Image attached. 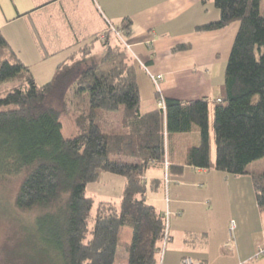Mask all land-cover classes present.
<instances>
[{
  "label": "trees",
  "instance_id": "16d2710c",
  "mask_svg": "<svg viewBox=\"0 0 264 264\" xmlns=\"http://www.w3.org/2000/svg\"><path fill=\"white\" fill-rule=\"evenodd\" d=\"M212 1L220 18L199 31L240 22L225 70L223 98L213 103L214 162L211 103L165 99V113L158 109L142 115L136 70L140 64L123 56L118 36L114 45L106 43L100 61L73 59L40 86L0 31V88L8 87L0 90V183L19 182L14 208L37 213L29 228L60 264H116L121 246L128 264H160L167 220L147 202L146 173L160 166L168 177L180 175L183 166L167 161V137L190 133L195 126L200 144L189 150L186 165L250 175L264 212V172L248 171L264 158V0ZM122 29L129 30L130 24L125 22ZM57 102L65 112L72 105L79 107L73 138L63 136ZM121 108L123 131L105 133L110 115ZM100 173L125 178L119 203L103 201L95 208L87 187L99 181ZM125 230L131 231L129 243L122 242Z\"/></svg>",
  "mask_w": 264,
  "mask_h": 264
},
{
  "label": "crops",
  "instance_id": "0c3cea01",
  "mask_svg": "<svg viewBox=\"0 0 264 264\" xmlns=\"http://www.w3.org/2000/svg\"><path fill=\"white\" fill-rule=\"evenodd\" d=\"M13 2L15 11L6 12L4 6L0 9V31L31 72L40 66L38 76L44 82L39 84L52 81L58 67L73 59H102L106 43L113 44L112 38L118 40L114 30H120L131 46L126 47L128 58L138 65L140 61L148 63V71L140 64L142 71L137 72L142 115L158 110L151 75L163 76L161 87L166 99L212 103L223 98L224 65L216 59L210 63L207 57L216 45L210 39L223 32L197 29L219 20L220 15L214 10L215 19L211 21L203 0ZM125 22L130 24L129 30L122 29ZM139 25L146 28H135ZM196 49L197 57L186 54ZM94 53L97 56L93 57ZM29 58L35 59L28 64ZM198 141L196 138L187 148V154ZM173 143L170 140L167 161L172 166H183L182 173H170L167 182L166 170L153 166L145 177L149 186L146 199L153 194L160 196L154 195L153 203L147 202L167 220L169 242L162 264H181L184 257L200 264H264V254H259L264 246V212L257 204L252 177L189 167L186 155L177 157L171 149ZM215 156H211L213 162ZM100 181L104 183L103 173Z\"/></svg>",
  "mask_w": 264,
  "mask_h": 264
},
{
  "label": "rangeland",
  "instance_id": "374dc122",
  "mask_svg": "<svg viewBox=\"0 0 264 264\" xmlns=\"http://www.w3.org/2000/svg\"><path fill=\"white\" fill-rule=\"evenodd\" d=\"M13 1L15 0H0V9L2 6H4L6 12L11 13L12 11H15ZM204 10L206 11L205 14L208 15L211 21L215 19L213 18L214 10H217L219 12V15L221 14L220 10L217 9L215 3L212 0H209L207 4L204 5ZM263 11H264V1L261 5V12ZM1 15L2 13H0V18H2ZM143 25H139L135 28H146ZM239 28H240V22H233L226 28L217 30L218 32H223V33H220V35H217L216 37L210 39V41L214 42L216 45H214L213 48H211L210 55L207 57L209 58L210 63H213L214 59H216L215 61H218V64L224 65V68H222L223 81L225 77V70L228 65L231 51L235 39L237 37ZM124 37L125 39L127 38V36L125 35ZM112 42L113 44H115L116 41L114 38H112ZM124 48L125 51H122L123 56L129 57V53H128L129 50L126 49L125 46ZM197 52L198 49H196V51L191 50L189 52H186V54H189V56L192 57L195 56ZM18 54L20 55V53ZM95 56H97V53L93 54V57ZM30 59L32 61V59L35 58H29L28 64L32 63L30 62ZM94 59L97 61L101 60V59L98 60L96 58ZM220 65L217 66L218 67L216 73L217 76H219L221 72ZM39 67L40 66H35L32 68L33 71L32 73L35 74V77H38L37 78L38 80L36 81L38 84L41 81L44 82L42 76L40 77L38 76ZM137 69H138L137 72L142 71L140 66H137ZM45 84L46 82L40 83L39 85L43 86ZM6 89H8V87L6 86L0 88L1 91ZM157 99L159 100L158 94H157ZM213 103L214 102L211 103L210 120H209L210 133H211V156L216 154V147L214 143V132H213ZM55 106L57 109L61 108V105L58 102L56 103ZM83 107H86V104H82L81 108ZM69 108H70V112H65L62 110V108L60 110L61 122L63 124L62 133L64 138L66 139L73 138L78 133V130L74 123V117L78 114L77 109L79 107H77V105H72ZM123 110L124 108H121V111L112 113L110 115L109 119L111 121V125L105 129V133H117L123 131V127H122ZM172 136L173 139L171 138ZM196 138L199 139L198 143L200 144V132L197 126H195L193 131L190 133H170L169 138L167 137V153L169 150L170 140H171V142H174L173 145L171 146V149L173 148L176 156L183 157L184 155H186V157H188L187 148H189L190 145H193V143H195ZM248 171L257 174L263 173L264 158L249 165ZM149 173L150 172L148 171L146 175L148 176ZM103 178H104L103 184L101 183V181L100 182L98 181L96 183L90 184L87 187V195L95 199V208L98 206L100 202L103 201L119 203L121 201L124 187L126 184L125 178L121 176L113 175L111 173H103ZM18 184L19 182L15 180L0 183V264H60L55 252L52 249L49 250V248L47 247L46 248L41 247L38 244V234L34 233L33 231L34 229L29 228L33 225V221L35 220L37 213H19L14 208V199L16 192L18 190ZM167 192L168 190H166V194ZM154 195L155 194L148 196L147 198L148 202L153 203L151 202V198H153ZM155 196L160 198L159 195H155ZM130 234H131L130 230H125L123 234L122 242L129 243L131 240ZM158 258L160 260V264H162L161 255ZM116 264H128L127 254L122 246L119 247L118 249Z\"/></svg>",
  "mask_w": 264,
  "mask_h": 264
},
{
  "label": "built area",
  "instance_id": "2783aa9c",
  "mask_svg": "<svg viewBox=\"0 0 264 264\" xmlns=\"http://www.w3.org/2000/svg\"><path fill=\"white\" fill-rule=\"evenodd\" d=\"M116 35L122 40V43L125 47L131 49V46L127 43V41L123 38L122 36V32H120V30H114ZM140 64L143 68H145L147 71H148V66L141 62L140 61ZM151 78H152V81L153 83L155 84L156 86V89H157V94L159 96V100H158V108L159 110H162L164 113L166 112V101H165V98L163 96V92L161 90V83H162V80H163V76L162 75H151ZM220 101V100H219ZM167 168H168V165H167ZM168 170V169H167ZM167 182H168V171H167ZM235 227V224L234 222L231 224V229L233 230ZM169 242V235H168V230L166 229L165 231V242L162 244V249L160 251V255L161 257L164 255V252H165V248L167 246ZM259 254L260 255H263L264 254V246L261 248H259ZM181 264H200L199 262H196L194 261L192 258H189V257H184L181 261Z\"/></svg>",
  "mask_w": 264,
  "mask_h": 264
}]
</instances>
